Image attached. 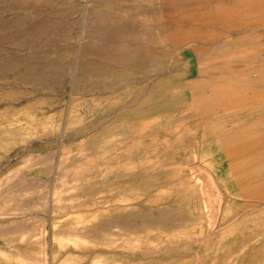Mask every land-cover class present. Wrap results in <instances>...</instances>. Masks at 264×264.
Wrapping results in <instances>:
<instances>
[{
	"label": "rangeland",
	"instance_id": "obj_1",
	"mask_svg": "<svg viewBox=\"0 0 264 264\" xmlns=\"http://www.w3.org/2000/svg\"><path fill=\"white\" fill-rule=\"evenodd\" d=\"M0 264H264V0H0Z\"/></svg>",
	"mask_w": 264,
	"mask_h": 264
},
{
	"label": "bare ground",
	"instance_id": "obj_2",
	"mask_svg": "<svg viewBox=\"0 0 264 264\" xmlns=\"http://www.w3.org/2000/svg\"><path fill=\"white\" fill-rule=\"evenodd\" d=\"M197 44V43H196ZM226 93V92H225ZM224 93V91H221V95H223V94H225ZM246 95H249V94H246ZM233 96H235V95H233ZM234 111V110H236L235 108H232V107H229V108H227V109H225L224 111Z\"/></svg>",
	"mask_w": 264,
	"mask_h": 264
}]
</instances>
